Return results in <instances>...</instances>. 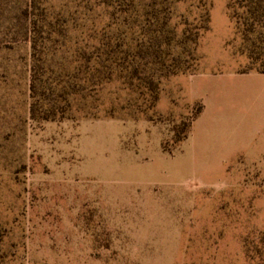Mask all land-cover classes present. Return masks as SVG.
<instances>
[{"label": "rangeland", "instance_id": "1", "mask_svg": "<svg viewBox=\"0 0 264 264\" xmlns=\"http://www.w3.org/2000/svg\"><path fill=\"white\" fill-rule=\"evenodd\" d=\"M229 2L0 0V264H255L248 249L264 232V166L245 171L243 189L201 194L173 143L200 107L176 80L189 75L161 81L152 121L81 119L132 114L111 52L148 45L136 27L149 34L153 15L157 25L169 17L171 31H199L194 72L254 71ZM221 46L226 57L212 66ZM32 77L81 81L68 96L70 119H30Z\"/></svg>", "mask_w": 264, "mask_h": 264}, {"label": "trees", "instance_id": "2", "mask_svg": "<svg viewBox=\"0 0 264 264\" xmlns=\"http://www.w3.org/2000/svg\"><path fill=\"white\" fill-rule=\"evenodd\" d=\"M152 6H154V3L148 4L146 7L151 8ZM228 10L237 32L241 35L243 47L248 54V60L251 66L255 67L254 72L264 74V0H230ZM150 14L137 13L135 18L141 19L144 18V15L148 16ZM156 16L153 15V18L149 19V23H151L149 34H143L142 28L140 26L136 27L137 37L149 38V41H147L148 45L143 47L139 45L141 42L138 45L136 43L135 46L129 47L128 50L122 49L119 51L117 56L113 51L111 52V69L113 70L111 76L118 75L125 87L133 93L134 97L129 99L125 107V110L132 112V114L120 117L108 114L105 116L92 115L89 113L90 115H85L81 119L133 121L141 119L152 121L147 112H153L157 106L161 81L177 75L193 76L197 74L193 68L195 62H197L194 52L197 50L201 37L199 31L192 37L187 29V24H182L179 30L176 27H172L173 30L171 31V29H167L171 28L168 27L169 17L164 18L161 25H157L159 19ZM196 30L207 32L208 27L199 26ZM171 32H175L173 41L167 35ZM189 44L190 46L187 48ZM127 59L131 60L130 64L125 62ZM86 81L84 77L82 85L86 84ZM69 82L68 79L62 80L59 77L41 82L37 78L32 77L30 83V119L32 121L40 119L43 122L70 119L71 117L67 111V106H70L68 96L73 94L71 92H73L75 85H80L81 81L78 83L73 80ZM75 95L76 93H74ZM202 110L203 106L200 103L194 120L200 115ZM66 112L67 115H65ZM190 129L183 137L177 135L174 138L175 149H178L187 139ZM162 150L169 156L174 154L173 151L166 148L165 144H163ZM248 255L255 264H264V232L260 235L258 243L248 249Z\"/></svg>", "mask_w": 264, "mask_h": 264}, {"label": "crops", "instance_id": "3", "mask_svg": "<svg viewBox=\"0 0 264 264\" xmlns=\"http://www.w3.org/2000/svg\"><path fill=\"white\" fill-rule=\"evenodd\" d=\"M223 57L221 46L211 65ZM181 78L189 87L187 99L203 106L179 149L202 179L201 194L243 189L245 171L264 166V74L212 69L176 80Z\"/></svg>", "mask_w": 264, "mask_h": 264}]
</instances>
